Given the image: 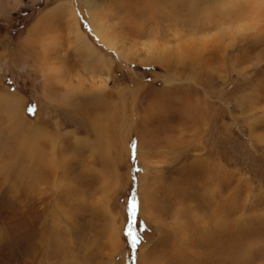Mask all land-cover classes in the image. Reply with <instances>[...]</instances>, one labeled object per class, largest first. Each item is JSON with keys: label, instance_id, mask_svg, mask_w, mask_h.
<instances>
[{"label": "rangeland", "instance_id": "1", "mask_svg": "<svg viewBox=\"0 0 264 264\" xmlns=\"http://www.w3.org/2000/svg\"><path fill=\"white\" fill-rule=\"evenodd\" d=\"M96 3L125 57L83 0H0V264H264V0Z\"/></svg>", "mask_w": 264, "mask_h": 264}, {"label": "bare ground", "instance_id": "2", "mask_svg": "<svg viewBox=\"0 0 264 264\" xmlns=\"http://www.w3.org/2000/svg\"><path fill=\"white\" fill-rule=\"evenodd\" d=\"M83 2L87 6L89 22H90L92 31L95 33L98 39L102 43H104L110 50L115 51L117 54H119L122 57H125L126 52L124 51V49H122L123 46H121L118 37L116 36V34H114L113 28L109 26L107 22L105 24V22L100 18V15L98 13L99 7L97 6L96 0H83ZM63 7H66L67 12H69L68 14H70L71 20L69 23V27L75 37L76 43L78 45V50L83 56L86 57L84 59L85 62L90 63L89 64L90 67L93 66V67L105 69L106 66H105L104 60L95 51V48L86 39L85 34L79 27L78 21L76 19L75 10L73 9V2L71 3V5L70 4L63 5ZM59 9H58L59 11L63 10V8H59ZM58 10L55 12V14L58 13ZM39 23L40 22H38L36 26L34 25L35 27L33 26L31 32L29 33L27 37L28 40L33 38V33L35 32L36 29H38L37 27L39 26ZM164 58L165 57L163 53L151 52L147 60L144 62L141 61V63L146 64V65L159 64L164 61ZM61 77L62 78H60V80L65 82L64 77L63 76ZM103 88L104 86L100 87L99 91H102ZM0 115L3 116V119H1L2 122L8 125V132H9V135H6L5 133H1L0 131V172L4 174L5 176H7L10 170L9 164L7 163V161L2 159L3 154H6L8 156V153H9V148H6V144H5L7 137L16 138L19 154L27 150L25 146L26 145L25 141H23L24 121L22 120L23 117H22V107H21L20 100L16 96H13L11 94H5V93L0 94ZM16 131L17 133L15 134ZM36 151L37 150L35 149V152ZM39 151L38 153H40ZM34 154H37V153H34ZM34 156H37V155H34Z\"/></svg>", "mask_w": 264, "mask_h": 264}, {"label": "snow or ice", "instance_id": "3", "mask_svg": "<svg viewBox=\"0 0 264 264\" xmlns=\"http://www.w3.org/2000/svg\"><path fill=\"white\" fill-rule=\"evenodd\" d=\"M135 148H136V146L133 145V159H135ZM137 211H138V204H137L135 198H133L132 207H131V213H132L131 220H132L133 224L135 223V216H136ZM127 235L129 237H131V246L133 248H136L140 243L139 232L135 231L133 229V227L130 225V227L127 231Z\"/></svg>", "mask_w": 264, "mask_h": 264}]
</instances>
